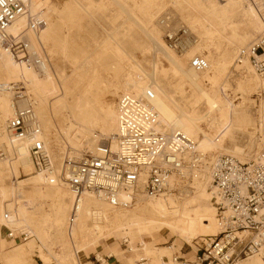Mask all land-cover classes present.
<instances>
[{
  "label": "bare ground",
  "instance_id": "obj_1",
  "mask_svg": "<svg viewBox=\"0 0 264 264\" xmlns=\"http://www.w3.org/2000/svg\"><path fill=\"white\" fill-rule=\"evenodd\" d=\"M49 2L28 0L27 16H20L9 33L16 35L23 31L29 15L38 16L47 24L49 14L58 11L63 15L60 19L64 30L65 21L79 25L82 18H88L85 32L91 39L101 35L98 38L100 41L97 38L94 41L89 39L88 47L93 46L102 53L95 52L81 60L82 55H66L67 42L63 41L59 53L63 62L70 65L71 71L67 74L65 69L51 68L49 65L48 70L44 61L40 70L28 67L14 60L0 47V71L10 72L8 77H0V240L4 238V227L26 229L31 239L19 245L17 253L25 249L38 250L33 256L42 264H86L81 259L89 256V252L95 250V245L102 239L107 244L104 250H107L108 257H114L115 252L121 250L130 254L131 258L139 259L137 264H176V257L162 258L165 249L147 245H166L168 236H173L189 244L192 242L193 247L195 243L203 241L204 236L219 233L217 211L212 201V164L222 155H231L240 162H247L262 149L261 100L257 110L258 127L255 132L254 128L249 131L253 120L246 104L248 99L244 96L253 89L250 81H254L256 91H264V79L254 71L248 55L241 56L240 53L255 42L257 36L264 34V0H181L183 11L178 10L174 15L166 13L156 21L169 34H172L175 24L184 30L181 55H177L163 42L153 15L143 12L144 7H158V0H67L60 9ZM110 15L114 21L107 25V29L112 31L103 37L100 34L102 23L98 21ZM123 17H126L124 21L114 24ZM44 31L45 26L39 30L42 38L46 35ZM30 33H35L26 32L32 47L28 37ZM151 50L154 51L149 64L152 71L143 73L132 62L137 60L135 52L150 53ZM160 55L165 57V62H169V70L161 66ZM195 57L207 62L205 70L195 71L191 67L190 63ZM143 59L144 63L148 62L145 57ZM232 67L238 71V77L248 83L241 89V101L237 104L224 100L220 93L221 90L230 89ZM103 73L113 77L111 87L116 93L142 97L147 90L152 91V107L158 116V130L183 134L194 143V151L186 154L184 166L172 172L166 190L158 196L122 194L119 196V206H112L93 193L85 192L78 203L74 222L70 224L73 195L61 176L64 148L57 144V138L52 135V124L41 115L53 104L69 110V117L77 124L75 135L72 138L68 135L67 138L74 150V157H81V152L85 150L93 156L100 154L98 139L92 134L96 129L104 135V144L115 151L117 109L110 110L106 103L100 106V100L95 96L103 81ZM185 87L189 89L187 94ZM24 88L30 92L40 90L35 96L39 104ZM13 89L20 90L25 97L19 103V108L28 103L33 107L41 128L38 139L43 142L52 163L53 170L49 175H31L33 165L29 156V143L16 141L6 129V123L15 111ZM64 121L70 123L68 119ZM82 139H86L84 146L80 143ZM223 142L226 144L224 149ZM54 163L60 164L59 170ZM13 168L17 179L13 175ZM20 172L30 177L21 180ZM25 182L31 187L28 196L21 194ZM44 186L54 191V208L50 214L35 220L36 213L31 212L29 207H37L33 196L38 193L36 189ZM174 191L178 195L171 194ZM112 214H121L122 219L106 225L108 235L100 239L96 232L104 228L102 225L107 223L108 216ZM116 233H119L118 236L123 235L121 241L117 239ZM66 234L69 239L75 236L79 239L72 250L64 245ZM48 235H52L50 241ZM174 240L171 246H167V251L173 249ZM193 256L192 252L190 259ZM98 261L108 264L100 256ZM122 264H132L131 259L124 258ZM238 264H264V261L255 255Z\"/></svg>",
  "mask_w": 264,
  "mask_h": 264
},
{
  "label": "built area",
  "instance_id": "obj_2",
  "mask_svg": "<svg viewBox=\"0 0 264 264\" xmlns=\"http://www.w3.org/2000/svg\"><path fill=\"white\" fill-rule=\"evenodd\" d=\"M28 0H0V47L28 67L40 70L43 62L27 39L29 30L37 33L45 26L38 16H28L26 28L16 35L9 33L14 22L27 16ZM184 34V30L180 29ZM178 32V31H177ZM172 40L175 33L167 34ZM248 55L254 71L264 79V34L240 55ZM195 71L207 68L200 57L191 61ZM24 95L13 89L14 115L7 121L10 136L29 143V156L35 173H52V163L43 142L38 139L41 128L32 105L19 108ZM154 95L147 90L142 97L122 94L116 100L118 128L116 150L102 144L97 156L85 155L63 160L62 178L73 195L69 223L74 222L81 195L90 192L112 206H119L122 194L142 193L155 197L166 190L172 172L185 164L186 154L194 151V143L179 132L158 130V116L152 107ZM264 140V93L261 99ZM212 201L217 211L220 231L215 236L190 247L192 259L176 257V264H238L251 256L264 261V141L262 149L247 162L222 155L211 166ZM7 218V215H5ZM8 239H31L27 231L4 227Z\"/></svg>",
  "mask_w": 264,
  "mask_h": 264
},
{
  "label": "rangeland",
  "instance_id": "obj_3",
  "mask_svg": "<svg viewBox=\"0 0 264 264\" xmlns=\"http://www.w3.org/2000/svg\"><path fill=\"white\" fill-rule=\"evenodd\" d=\"M66 1L67 0H50L49 3H51L56 8L60 9ZM158 1H159L158 7H146V8L144 7L143 8L144 13L149 14V15H153L156 25H157L156 21L160 20L159 18L162 15H164L166 13H168L169 15H171V14L174 15V13L176 14L178 10H182V11L184 10V4L181 2V0H158ZM138 2H142V0H138ZM38 11L40 12V9ZM60 18H63L62 13H59L58 11L51 12L47 18V24H45V31L44 32L46 35L43 36V38H42V36L38 30L37 33H35L34 35L31 33L28 34V37H29L30 42L32 43L33 50L35 52H37L38 54H40L42 61H44V63L47 64V67L49 65V66H51V68L53 67V68H61L63 70L65 69V72L67 74H69L71 71L70 65L68 63L66 64V61H64L65 63L63 62V60L61 59L60 53H59L60 52L59 48H60V45L63 41L66 40V42H67L66 51H65L66 55H70V56L82 55L81 60L84 59V57L86 55L87 56L92 55L95 52L96 53H102V51L101 50L96 51L95 47H93V46L88 47V44H89L88 41H90L89 39L92 38L87 32H85V28H84V27H86V25L89 22L88 18H82L79 21V25H75L74 23L65 21L66 22V29L65 30L62 27V21ZM125 18L126 17H123L122 19L114 22V24L115 25H117L118 23L120 24L122 21L125 20ZM113 21L114 20L111 17V15L108 16L107 19L105 18L102 21L101 20L98 21L100 24L102 23L101 24L102 31L100 34H102L103 37L107 36V33H111L112 30H108L107 28H108L109 24H111V22H113ZM172 27L174 29L172 30L171 33L173 34L175 32V37L172 40H170L167 36V34H169L170 32H165L161 29V27H159L160 31L162 33L161 37H162L163 42L166 44V46L168 48L173 49L177 55H181L182 42H183V39L185 37H183L184 34L182 33V31H180V29H181L180 26L178 28V26L175 24ZM98 31L100 32V30H98ZM95 37L98 40V38H101V35H97ZM258 37L259 36H257V38ZM96 38L91 39V41L96 40ZM100 40L101 39H99L98 41H100ZM153 50H154V48H153ZM153 52H152V50L150 53H148V52H140L139 53V51L135 52V58L137 60L134 59L136 62H134V61H132V62L139 71H141L143 73H150L152 71V70H150V69H152L150 67V65H151L150 61L153 60V56H152ZM158 53H160V52L158 51ZM204 54H207V53L204 52ZM144 57H145V60L148 61V62H146L147 64L144 63V59H143ZM159 58H160V63L162 64V65L161 64L160 65L163 66L164 69L169 70L170 65L167 64V63H169L168 61L165 62L166 61L165 57H163V55L162 56L160 55ZM142 60H143V62H142ZM137 61H139L140 64ZM190 61L191 60L187 61V63L189 64ZM230 69H231L230 71L233 73L230 76L231 78L229 81L230 89L228 88L224 91L221 90L220 93H221V96L224 100H226L228 102H234L235 104H237L241 101V96H242L241 95V89H244L248 83L244 82L243 79L238 77V75H237L238 71L237 70H235L233 67ZM48 70H50L49 67H48ZM9 75H10V72H8L7 70L0 71V77L1 78L8 77ZM112 82H114L113 77L107 73H103V81L99 84L98 89H97L96 94H95L96 98L97 99L99 98L98 100H100V101H98L99 105L103 106L106 103L110 107V110H113L114 108L116 109V100L120 95H122L120 93H116L113 90V88L111 87ZM249 84L251 85V88H253V89L249 95H245L244 97H246V99H248V101H246V104H247V107L250 108V114H251L252 120H253V126H252V128L249 129V131H252L251 129L254 128V132H255L256 127H258L257 122H256L257 118H258L257 117V110L260 107V100L262 99V93H264V91H256L257 88L254 84V81H250ZM21 86L23 87V84H21ZM184 89H185V92L187 94L188 93L187 91H189V89L187 87H185ZM31 90H33V88H31ZM27 92L30 93V95H29L30 97L34 96L33 98H35L37 100V103L39 104V100H38V98H36L37 97L36 93H40V90L37 89L35 92H30V91H27ZM111 105H112V107H111ZM69 114L70 113H69L68 109L63 108V106H61V105L53 104V105L49 106L47 110L43 111L41 116L43 117V119L46 122L48 121L52 124L51 133H52V135H54V137L57 138V141H58L57 144L60 145L62 148H64L63 157L68 155L69 157L73 158L74 157L73 156L74 150H72V148L70 147L71 145L69 144L67 138H68V135L71 138L75 135L74 128L77 127V124L72 118L69 117ZM64 119H68L70 121V123L67 124V121H64ZM69 130H71V131H69ZM92 134L94 135V137L96 136L95 138L98 139V145L100 147H101V144L106 143L104 135H102L99 130H97V129L93 130ZM85 141H86V139L85 140L82 139L80 142L81 145L83 144V146H84ZM242 144H240V145H242ZM225 146H226V144L223 142V149ZM0 154H2V151H0ZM6 154H7V157L10 158L9 153L7 152ZM90 154L91 153L88 150L81 152V156L90 155ZM74 158H79V157L75 156ZM54 165H55V163H54ZM59 166H60L59 163H57L55 165V167H57L58 170H59ZM13 170H14L13 175L17 179L18 175H16V173H15V168H13ZM6 171L8 172L9 170L6 168ZM20 173L21 174H19V179H21V180H25V179L30 177V176L29 177L26 176V174H23L22 172H20ZM8 175H9V172H8ZM31 175H33V176L37 175V173H35L34 168L32 169ZM10 181L12 182V180H10ZM23 184H24V190H21L22 196L30 195L31 194V187L28 186L27 182H25ZM36 190L38 191V193L34 194L33 201H35L37 203V207L36 206L35 207L30 206L29 207V210L31 212L36 213V216L34 214L35 220L40 219V216L50 214L54 208V204H55V200H56L55 196H54V191L52 189L44 186L43 188H38ZM63 190L64 189L62 188V191ZM171 194H173V195L177 194L178 195L177 191H174ZM132 208H134V207H132ZM214 208H215V206H214ZM113 215L114 214L108 216L109 219H108L107 223L104 222V224L102 225L104 228H100V230L98 232H96L100 239H102V238L106 237V235H108V227H106V225H110L111 223L114 224V222L116 223L117 220L120 221L122 219L121 214L120 215H114V216ZM133 216L134 215H132V213H131L132 218H133ZM216 218H217V212H216ZM134 219L137 220V218H135V217H134ZM2 229H4V228H2ZM16 231L17 232H15L14 234L18 235L17 234L18 231H22V229H20V230L17 229ZM23 231L26 232L27 230L25 229ZM118 234L119 233H116L115 235L117 236V239L119 241H121V239L123 238V235L118 236ZM210 236H215V235H210ZM205 237L206 236H204V239H205ZM51 238H52V235L51 236L48 235V241H50ZM174 239L176 240V242H174V245H173V249H174L173 258L183 257L186 259H190L192 257V252L190 249V247L192 246V242L189 244L186 241H181V239L174 238L173 236H168V243L166 245H147V246L148 247L155 246V247H158L161 249H165V251L163 252V257H162L164 259L167 256H171L172 253L167 252L166 248H167V246L172 245ZM28 241H26V242H28ZM26 242L20 241V242H17V244H14L13 241H7L5 238H3V240H2L3 245H8V247L10 246V248L7 250L1 249L2 253L0 255V258H4V259L6 258L8 260L9 264H42V262L37 257L33 256V255H35L36 252H38V250L31 251L30 249H28V250L25 249L24 252L22 251L19 254L17 253L16 248L19 245L26 244ZM78 242H79V239L77 236H75L72 239H69L67 237V234L65 235L64 245H66L70 250H72V246L76 245ZM106 246H107V244L105 243V240L102 239L100 243H97V245H95V248H98L97 251H99V248L100 249L102 248L103 252L101 254H99V252H97L96 250H92L89 252V258L85 259L86 257H84L81 259V262L88 261L89 264H91V262H92V264H100L98 262V256H100L101 258H103L107 262L113 260V261H115V264H120L119 262H121V260L114 259L117 256V254H115L114 257H110V256L108 257V255L106 254L107 250H104V248ZM125 246L128 247L127 245H125ZM132 246L135 247V245H132ZM18 251H21V250H18ZM21 253H23V254H21ZM20 254L22 255V257L20 256ZM31 257H32V259H31ZM108 258H111V259H108ZM117 258L123 259V258H125V255L117 257ZM0 264H5V263L0 260ZM52 264H54V263H52Z\"/></svg>",
  "mask_w": 264,
  "mask_h": 264
},
{
  "label": "crops",
  "instance_id": "obj_4",
  "mask_svg": "<svg viewBox=\"0 0 264 264\" xmlns=\"http://www.w3.org/2000/svg\"><path fill=\"white\" fill-rule=\"evenodd\" d=\"M6 233V230L4 229V238L7 240V241H13L14 242V244H17V242H20L21 241V239L20 238H18V239H8L7 238V235L5 234ZM3 240V239H2ZM2 240H0V246H1V248H0V255H1V249L2 250H7V249H9L10 248V246L8 247V245H3V243H2ZM153 247V246H152ZM96 249H98V248H95V250ZM97 251V250H96ZM97 252H99V254H101L102 252H103V249L101 248H99V251H97ZM122 252V253H121ZM167 252H171L172 254H171V256H167V257H165L164 259H174L173 258V255H174V249H172V250H168ZM115 254H117V256L114 258V259H117V260H121V262H119L120 264H122V260L124 259H122V258H117V257H120V256H123V255H125V258H129V259H131V262H132V264H137V261L139 260V259H135V258H131V255L130 254H128V253H124L123 251H121V250H119V251H116L115 252ZM167 255V254H166ZM151 256H152V254H151ZM185 257V256H184ZM87 258H89V256H86V258L85 259H87ZM108 259H111V258H108ZM0 260L1 261H3L5 264H9L8 263V260L5 258H0ZM84 262H87L88 263V261H84ZM99 262V261H98ZM86 263V264H87ZM89 264V263H88ZM91 264H92V262H91ZM108 264H115V261H108Z\"/></svg>",
  "mask_w": 264,
  "mask_h": 264
}]
</instances>
